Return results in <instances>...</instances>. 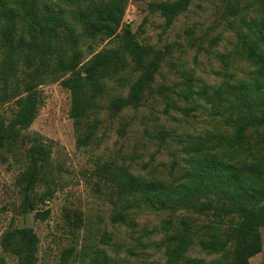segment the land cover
<instances>
[{
  "label": "rangeland",
  "instance_id": "rangeland-1",
  "mask_svg": "<svg viewBox=\"0 0 264 264\" xmlns=\"http://www.w3.org/2000/svg\"><path fill=\"white\" fill-rule=\"evenodd\" d=\"M164 1L174 0H128L113 37L97 36L80 44L84 75L92 54L122 45L127 27L140 44L151 49L149 58L157 60L158 73L138 107L128 106L118 113L110 108L111 98L127 96L130 83L138 78L140 71L134 64L122 72L128 78L123 85L117 78L106 79V92L81 131L70 116V90L50 79L38 87L41 104L32 125L21 130L14 145L0 150V264H18V258L1 244L4 234L14 228H32L38 235L35 264H59L69 248H74L69 264H92L103 255L110 264H166L167 251L173 247L171 236L189 242L181 249L179 264L186 258L216 264L230 261L231 242L220 252L210 251L201 242L210 240L215 231L225 241V230L238 216H226L216 229L206 230L213 222L211 213L148 206L126 210L128 203L117 197L100 168L113 163L144 179L180 183L190 168L188 146L198 137L221 138L223 144L213 151L227 154L230 163H264V125L249 127L235 139L229 111L199 94L205 88L213 94L251 77L254 67L240 53L242 34L248 22L264 21V0H193L170 25L153 9ZM5 60L3 49L0 68ZM36 67L34 62L30 69ZM17 100H0V121L10 122L19 109ZM90 132V143L78 146V136ZM162 132L167 133L165 139ZM36 138L50 148V154L41 163L32 193L36 210L25 211L20 176L31 162ZM256 185L264 189V173ZM214 188L215 183L204 186V190ZM37 210L46 218H36ZM121 211L128 212L126 220L114 222V215ZM261 233L263 249L251 258V264H264V227Z\"/></svg>",
  "mask_w": 264,
  "mask_h": 264
},
{
  "label": "trees",
  "instance_id": "trees-1",
  "mask_svg": "<svg viewBox=\"0 0 264 264\" xmlns=\"http://www.w3.org/2000/svg\"><path fill=\"white\" fill-rule=\"evenodd\" d=\"M192 1H164L153 9L160 11L170 25ZM127 5L128 0H0V52L4 49L7 55L0 68V100L18 97L19 106L9 123L0 121V150L8 144L14 145L21 130L32 125L41 104L42 94L38 87L47 79L60 81L70 90V116L78 131L82 130L92 110L99 106V98L106 92V79L117 78L123 85L128 78L123 77L122 72L130 64H134L140 74L130 83L127 96L111 98L110 108L118 113L128 106L141 104L158 73V62L149 58L151 49L140 44L128 27L120 47L92 54L87 60L85 75L81 71L84 61L81 41L97 36L113 37L120 28ZM253 22L246 24L240 52L254 67L251 77L239 79L213 94H209L207 88L199 91L201 96L213 102L217 100L229 111L228 123L235 128V139L249 127L264 125V21ZM34 62L37 67L31 70ZM161 135L165 139L167 133ZM91 137L92 132L79 135L78 146L88 145ZM222 144L221 138L204 140L198 137L190 142L187 150L190 168L180 183L144 179L113 163L100 168L113 184L117 197L128 203L126 210L148 206L156 210L211 213L213 222L206 230L216 229L226 216H238L239 220L225 230V241L215 231L210 240L201 244L212 252H220L231 242L233 247L227 251L230 260L227 264H251V258L263 249L264 189L256 185V180L264 173V168L259 169L264 163H230L227 154L220 156L213 151ZM30 150L31 162L20 176L25 211L36 210L32 193L41 163L50 154V148L40 138L35 139ZM207 183H215V188L204 190ZM127 213L118 212L113 221L124 222ZM35 217L45 219L46 213L37 210ZM170 241L173 247L167 251L166 264H179L181 249L189 242L179 236H171ZM38 243L39 237L32 228H14L1 240L3 248L18 258V264L36 263ZM73 252L74 248L66 249L59 264H69ZM92 264H110V261L103 255ZM183 264L216 263L186 258Z\"/></svg>",
  "mask_w": 264,
  "mask_h": 264
}]
</instances>
